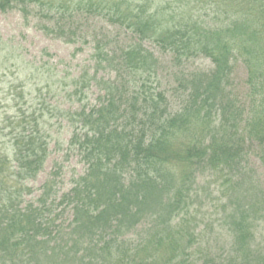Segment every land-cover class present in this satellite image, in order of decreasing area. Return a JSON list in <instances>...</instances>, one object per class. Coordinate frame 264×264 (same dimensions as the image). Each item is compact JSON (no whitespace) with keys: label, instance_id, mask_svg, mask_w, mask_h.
I'll return each instance as SVG.
<instances>
[{"label":"trees","instance_id":"1","mask_svg":"<svg viewBox=\"0 0 264 264\" xmlns=\"http://www.w3.org/2000/svg\"><path fill=\"white\" fill-rule=\"evenodd\" d=\"M13 10L39 16L67 43H78L91 17L132 39L118 48L108 29L95 33V74L73 83L79 105L48 108L68 124L67 150L84 166L68 190L54 162L37 197L20 201L29 187L13 182L44 171L51 135L43 110L11 122L13 158L0 159V264H189L192 251L201 264H217L212 238L199 229L217 221L200 215L206 199L221 207L232 261L264 264V187L248 164L253 151L264 166V0H0V12ZM146 42L179 68L196 58L212 65L180 69L177 110L152 85L160 60ZM237 61L246 68L242 100L232 89ZM105 70L114 77L98 78ZM92 82L98 94L89 103Z\"/></svg>","mask_w":264,"mask_h":264},{"label":"rangeland","instance_id":"2","mask_svg":"<svg viewBox=\"0 0 264 264\" xmlns=\"http://www.w3.org/2000/svg\"><path fill=\"white\" fill-rule=\"evenodd\" d=\"M202 6L209 9L206 3L202 2L200 7ZM201 11L203 13L205 10ZM209 14L212 16L211 13ZM97 19L99 18L91 17L87 21L82 19L83 24L81 26L84 27V30L79 34L78 43H67L41 28L40 23L43 20L37 15L25 18L18 10L7 13L0 12V159H4V155L9 159L13 158L11 138L16 132L13 131L14 126L11 125V122L21 112L29 114L33 110L37 112L43 110L45 127L51 135L49 138L51 154L47 159L44 171L36 179L26 183L19 181L15 184L13 180H10L15 187L23 189L24 186L29 187V191H22L21 202L27 203L37 197L39 193L37 189L44 184L51 170L53 171L54 162L62 163L64 166L63 173L57 180L60 188L65 191L72 184V175L81 173L84 169L82 163L78 161V157L67 150L68 124L66 121L54 117L48 108H51L52 105L73 110L79 105L78 97L74 95L72 90L73 83L84 71H87L88 79H92L95 74L96 67L91 55L95 39H100L93 37L95 33L101 34L102 30L108 29L111 38L117 36L113 46L118 48L121 44L125 45L131 41V33L107 25L102 19L100 21ZM145 46L154 51L160 60L158 74L152 76V85L157 87L159 84L160 89L166 91L172 109H176L183 97L180 90L174 92V87L178 85L177 78L181 76L180 69L187 73L193 70H209L212 65L208 59L196 58L179 68L173 62L170 54L161 53L149 42H146ZM96 75L98 78L114 77L108 70L99 71ZM232 76V89L242 100L247 90L246 68L242 61L236 62ZM85 91V101L93 103L98 94V88L94 82ZM252 147L254 146L250 148L252 149ZM252 154L248 158L249 170L255 174L258 184L264 187V166L253 151ZM9 166L10 164L6 165V167ZM13 169L15 167H12L11 171ZM4 186L8 187L9 184L4 183ZM0 191L1 206L6 200L4 196L6 190L2 187ZM205 201L206 203H202L200 206L202 207L200 215L208 217L211 214L212 219L217 220L216 222L202 223V227L199 228L209 238L213 239L207 243L210 249L208 253L216 260L217 264H221L220 262L224 258L223 264H235L232 261L234 257L230 251L232 237L228 229L223 226L221 207L216 201L212 202L208 199ZM204 225L207 226L203 227ZM143 228L145 227H139L132 231L129 236H135L137 239L138 232L141 231L142 234ZM147 228L149 226L146 227L145 232ZM261 233L259 229L257 237ZM188 263L201 264V261H197L192 251Z\"/></svg>","mask_w":264,"mask_h":264}]
</instances>
